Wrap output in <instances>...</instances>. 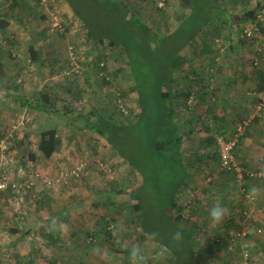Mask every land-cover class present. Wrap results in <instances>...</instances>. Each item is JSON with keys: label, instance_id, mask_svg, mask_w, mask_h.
<instances>
[{"label": "rangeland", "instance_id": "rangeland-1", "mask_svg": "<svg viewBox=\"0 0 264 264\" xmlns=\"http://www.w3.org/2000/svg\"><path fill=\"white\" fill-rule=\"evenodd\" d=\"M10 1L0 0L2 6V9L0 7V16H7V10H3V7L6 8ZM60 1L64 3L65 9L56 11L59 12L62 18H65L66 30L68 27L75 30V35L71 34L74 40L71 39L70 41L76 46L78 56L82 60L81 67H84L85 72L78 79H70L60 74L66 55L65 47L63 48V45H60L61 47L57 49L59 53L58 61L54 64L49 62L44 64V67L51 70L49 71L51 83L46 84L40 76L31 74V72L24 76V80L31 85L36 82L35 84L39 86L37 89H42L44 85L50 84L63 100L69 99V96L73 97L82 105L83 113L89 110L93 112L91 120L95 124L94 132H96V128L100 127L99 125L106 126V123L100 120L102 117H105V119L112 117L109 120L114 123L113 125H130L132 123L135 126L117 131H111L108 127L103 130L105 134L107 133L114 140L115 144L113 146L116 148V151H114L103 137L86 129H78L82 127L84 117L77 116L76 112L69 113L65 118L61 117L58 124H55L60 137L58 152L52 157L46 158L39 155L35 143L40 134L41 118L44 117L50 122H56L55 117H53L56 115H39L31 121L34 112L25 111L23 107L15 111H9V105L0 101V136L6 125L12 128L11 133L13 134V136L9 134L6 139H0L3 140V145L6 147L5 152L0 153V174L3 173L11 181L19 183L22 187L21 194L12 193L11 191L0 193V245L2 241H6L0 249V264H15L17 259L30 260L32 264H132L129 253L134 247L141 250L144 256V264H167L171 259V256L166 252L169 248L180 255L176 260L172 256V264H191L190 245L187 242L173 241L172 236L167 237L162 230L154 228L150 223L151 220L159 221L160 211L158 210V194L152 190V182L149 177L144 180V189L141 187V193L151 195V205L153 206L149 208V216L144 222L148 232H158L159 239L163 238L171 244L165 242V244L159 245L143 237L138 226V213L124 206V203L129 200L127 191L139 184L141 185V178H143L140 172L138 174L135 169H132L133 166H129L127 160L132 158L141 167H143V164L145 167L148 165V158L143 157L141 151L143 149V137L145 138L142 133L148 125L152 126V130L156 128L155 115L158 114L156 98H151L150 95H154L151 94L154 87L152 84L153 74L160 69L159 57L167 55V52L176 41L183 40L186 34L195 30L196 25L202 24L212 13V10L205 7L207 2L205 0H194L195 4L193 6L196 7L195 11L191 9L192 14L183 0H118L126 2L133 14L156 30L159 36L174 31L179 25V29L172 37L167 39L165 46L160 47L154 60L151 59L144 64L141 58L143 50L146 51L149 47L148 50L152 51L153 47H147L141 40L142 36L133 32V38L129 39L133 40L138 46L135 49L137 53V60L134 63L135 75L139 77V80L143 78V82L140 86H136V94L133 92L123 101V112H120L118 111L119 107L117 108L116 103L113 101L115 95H109L111 92L107 90V87L124 89L134 84L133 80H130L127 75L128 68L125 53L109 46L106 41L98 44L89 42L77 15L91 24L96 33L101 30L103 33L118 34L120 38H128L127 36L132 34L130 29L124 27L119 19L115 17V14L108 13L107 9H110L111 5L108 0H69L77 11L76 15L65 0ZM219 3L230 13H240L252 8L253 0H219ZM102 7H105V12ZM11 15L12 17H19L12 20L10 26L0 30V39L4 40L13 34L20 38L18 45L24 50V35L34 29L28 23L23 24L22 18L25 15L21 11H13ZM26 17L28 18V16ZM39 17L38 21L43 20L42 22L45 24L47 17H43L45 20ZM183 19L184 22L180 25L179 23ZM207 21L210 22L205 30L200 32L193 42L195 44L206 42L212 46L214 45V39L218 38L217 43L219 46L213 47L214 50L211 53L202 56L198 55L199 52L198 50L195 51L193 45L182 52L186 64L179 71L177 70L174 77L173 91H175V94H181L184 92L185 87L195 85L194 82L200 77L208 76V82L214 88L215 86H222L226 81L230 82V79L237 75L235 70L239 67L244 70H254L260 67L259 63L264 55V39H259L261 38L259 32L262 26L260 28L257 26L258 30L254 31L250 21L236 26V28L233 25L231 27L226 26L216 19H208ZM263 21L264 17H262L261 23ZM246 28L251 30L250 34L244 33ZM51 34H49L51 39L59 38L57 40L62 41L61 38H65ZM68 36L67 31L66 38ZM0 45H3L6 55L7 53L10 55L11 61L18 62V64L22 62V54L17 53L15 49L11 51L6 41L4 44L0 43ZM261 51V57L258 58L260 54L257 55V52ZM12 52L15 53V56L11 55ZM135 52L132 55L133 58H136ZM101 54L106 55L104 61L114 73L111 83L105 87L93 77L88 68L89 59H97ZM255 62L257 65L254 64ZM139 64L140 66H137ZM14 80L16 81L15 78ZM12 81L13 79L10 82ZM148 81L151 83L149 92H147L149 86L146 87L142 84ZM245 90H248L247 87H245ZM248 92H251V97L255 96L252 91ZM176 96V111L178 113L176 119L183 121L186 117H190L191 121L186 124L187 126H194L192 128L194 130L192 145L196 142V146H193V149H195L193 155L196 156L200 153L196 150L198 148V135L203 137L202 142L203 140L207 141L205 139L207 136L218 134L219 128L217 126L219 127L220 123L209 113L210 103L202 106V103L200 105L195 103L194 99L197 96L194 93L191 94L193 98L190 99V103H187L188 106L184 103L182 96ZM136 98L139 105H144L145 113L144 119L138 123L135 121L138 109L133 104ZM62 102L64 101H58L56 105L60 107ZM255 106H253L250 115L259 114L262 116L264 107L257 111V103ZM20 109L24 112L19 111ZM196 110L202 111H200L202 119L195 118ZM215 110L218 111L217 108ZM27 112L30 113L29 116ZM18 115L21 117H18ZM71 118L74 119L78 128L65 123ZM9 119L10 121H8ZM125 119L128 120L123 122ZM12 125L14 126L12 127ZM205 128L206 130H204ZM202 130L203 133L201 134L200 131ZM228 135L226 134V136ZM213 144L210 146L207 142L206 144L203 142L200 155L206 153L209 156L210 153H213L215 148ZM30 151L37 154L32 161L28 157ZM188 156L192 155L189 153ZM199 159L201 160L200 157ZM185 161L187 162V159ZM81 165H83V168L79 171V175L72 176L71 170ZM192 170L191 168L188 169L190 172ZM206 171H209V169H198L191 172L195 174V185L190 184L183 187L184 193L180 192L178 195V203L184 207L182 210V225L194 227V224H197L201 228L200 231L194 230L196 232L194 250L198 254V264H244L249 261L259 264L258 259H261L264 254L259 253L260 251L256 250L257 248L255 249L258 246L249 241L251 239L249 232H246L247 234L242 237L243 243H245L243 247L240 244L237 245L241 239L234 240L233 238L234 241L229 240L231 232V237H236L235 233L241 232V228L246 230L248 220L245 218L246 213L244 211H248V204L253 203V201L250 202L245 194L238 192L237 195L240 197H236L234 203L230 204L226 200L222 202V191H216L218 185L215 183H212L215 186L210 188L209 193H202V186L214 179L206 180L204 176ZM36 173L39 174V177L37 176L35 180ZM210 174L211 177L215 175L214 172ZM1 175L0 177H2ZM161 176L158 184L167 183L168 179L164 175ZM29 181L33 184L27 188L24 185ZM113 203L118 205L115 206ZM217 203L222 205L226 212L222 221L214 225L210 222L208 214L212 206ZM254 209L256 211L259 207L255 205ZM48 220L50 222H47ZM18 222L23 229L21 231L28 230V233L21 240L13 241L18 236L17 233L13 232V229L18 230L16 227L19 226ZM104 230L109 231L112 246L105 240ZM226 232L229 235L227 239H229H222L221 242L225 241L227 243L216 245V239L219 235H224ZM261 237L264 238V234H261ZM165 245H168V247ZM251 245L254 246V249ZM244 247L249 250V254L243 250Z\"/></svg>", "mask_w": 264, "mask_h": 264}, {"label": "trees", "instance_id": "trees-1", "mask_svg": "<svg viewBox=\"0 0 264 264\" xmlns=\"http://www.w3.org/2000/svg\"><path fill=\"white\" fill-rule=\"evenodd\" d=\"M69 6L70 9L75 13L76 15V10L73 8L71 5V2L68 0H65ZM106 1V0H104ZM110 1V9L108 10L109 12H112V15L115 14V17L119 19V21L122 23L124 27H127L130 29V32L132 34H129L130 36H127L128 38H120L118 34H109V33H103L101 30L97 31V33L92 29L91 24H89L85 19L80 18L78 15V20L82 23L84 30H85V35L87 37V40L91 43H103V42H108L109 46H113L116 49H119L120 52H124L126 56V65L128 68V77L130 80H133V85L126 87V88H120L117 87L115 89H111L107 87V90H110L111 93L109 95H117L115 96V99L113 100L114 103H116L118 111L123 112L122 105L124 104V100L127 99L130 94L136 91V86H140L141 82H143V78L139 80V77H137L136 70H135V61L137 60V53L135 52V49L138 48V46L135 44L133 40H130L129 38H133L134 33L137 35L142 36L141 40L142 42L148 47L152 46L153 49L152 51L148 50L145 51L143 50L141 58L143 60V64L146 61H150L151 59L154 60L155 54H157L158 50L160 47L165 46L167 39L172 37L177 30L179 29V25L177 28L170 32L165 34L164 36H159L156 30L152 29L150 26H148L146 23L142 22V20L139 19V17L130 10L128 7V4L124 1H118V0H108ZM184 4H186L190 10H194L196 6H193L195 4L194 0H183ZM207 1L205 4V7H208V9L212 10V13L207 17L205 21L202 22V24H198L195 27V30H192L188 34L183 37V40L180 39L179 41H176L175 44L169 49L167 52V55H161L160 61H159V70L155 71V74H153V89L150 95L151 98L154 97L156 105H157V112L158 114L155 115V121H156V128L152 130V126H147L144 129V132L142 133L143 136V149L141 150L143 152L142 156L148 158V165L147 167L139 166L138 163H136L132 158H128V164L129 166H133V170L141 173V185L139 184L135 188H130L129 191H127L129 200L127 203H124V206L129 207L130 210L133 212H137V221H138V226L140 231L142 232V235L144 238H147L151 241H154L158 243L159 245H163L166 243H169L165 241V239L159 237L155 240H152L149 238V234L154 231H147L146 224H145V219L148 218L149 214V208L153 205L151 201V195L142 194L141 193V187L144 189L143 182L144 180L149 177L151 180V188L153 191L157 192V200H158V210L160 211V217L159 221H154L151 220V225L154 226V228H159L164 232V235L167 237L172 236V233L176 232L179 230L182 235V239L179 241L181 243L187 242L190 245V251H189V256H190V262L191 264H198L197 260V252L194 250V236L196 232L194 230L200 231L201 228L197 226V224H194V227H185L182 225V210L184 207L178 203V191L181 187H183L186 184V179L189 176V171H188V165L187 162H185V157L184 153L182 151V130H181V124L180 122L176 119L177 114H175V104H174V98L175 95L173 94V83H174V77L177 73V70L179 71L180 68L185 65L186 61L183 57L182 52L193 45L195 51L198 50V55L202 56L208 53H211L214 49L213 47H218V41L219 39L216 38L214 39V45L211 46L210 43L203 42L201 44H195L193 41L196 40L197 35L200 32H203L207 26V24L210 21H207L208 19H216L217 21L222 22L226 26H240L241 24L250 21V23L255 22L256 18L259 14L263 16L262 12V7L259 4H256L253 8H248L244 12H234L230 13L226 9L220 5L219 0H205ZM99 2V1H98ZM106 4V2H105ZM193 6V8H192ZM261 7V8H260ZM105 7H102V10L104 11ZM191 10V14H192ZM195 11V10H194ZM105 12V11H104ZM218 14V15H217ZM129 17V18H127ZM187 17V16H186ZM185 18V17H184ZM187 19V18H186ZM62 22L65 25L64 18H62ZM184 22V19L180 21V25ZM261 22L257 24V26L260 28ZM8 23L5 21V19L1 18L0 16V30H3L7 27ZM96 26V25H94ZM134 32V33H133ZM16 42H8L7 45L11 48L12 50L19 51V47L16 46ZM195 44V45H194ZM30 53L29 56L31 60L35 59L34 55V50L33 47L30 46L29 48ZM155 50V51H153ZM136 53V58H133L132 55ZM8 55V53H7ZM12 56H15V53H11ZM10 56V55H9ZM101 59H106V55L101 54L97 60ZM162 59V60H161ZM257 65V64H255ZM137 66H140L137 65ZM110 80L113 78V71L110 70L108 72ZM156 79V80H155ZM146 80V79H145ZM259 89L260 92L262 91L263 88V83L264 79H260ZM151 82V80L149 79ZM146 82L142 83L147 88V92H149L151 83ZM103 82V87L107 86V84H110V81H107L105 79L102 80ZM195 84H199L200 87L205 88V93L207 92H212L213 94L215 93L214 88L211 87V84L208 82V76L207 77H200V79H197ZM207 88V91H206ZM52 92V93H51ZM69 93V91H68ZM136 94V92H135ZM5 95V94H4ZM183 97V101L188 99L189 93H181L177 94ZM6 96V95H5ZM261 96V93H260ZM7 100L11 104H13L15 107L13 108H18V107H25L26 109L32 111V112H44L49 115H56L53 116L57 121L61 120L62 118H65L67 114L76 112L77 116L79 117H84V122L81 125V128H78L75 125V121L73 118L70 120L65 121L66 124L68 125H74V127H77L78 129H86L89 132H94L95 124H93L91 120V116L93 112L90 110L86 113L82 112V105L75 100L73 97L69 96V99L63 100L62 97L57 95V92L54 91L52 87L49 85H44V88L40 90H36L32 93L30 98H25L22 97L21 95H14L13 93H9L6 96ZM24 98V99H23ZM121 99L122 102H118L117 99ZM202 98V97H201ZM65 99V98H64ZM191 99V98H190ZM259 98H257V103L260 101ZM204 100V98H203ZM202 100V101H203ZM58 101H64L58 107L56 103ZM186 102V101H184ZM207 103V102H206ZM134 106L137 110L136 114V119L137 123L140 120H143L145 117L144 113V105L141 106L137 103V98L133 102ZM111 119L112 117H108ZM109 119H105V117H102L100 120L102 122L106 123V126L104 125H99V128H96L95 134L103 137L107 143L111 146L114 151H116L114 140L110 135L103 131L108 127L109 130L114 131V130H119V129H130L131 127H134L135 124H130V125H113L114 123L110 121ZM128 119H125L123 122H126ZM136 123V124H137ZM107 124H109L107 126ZM12 128L8 125L5 126L4 131L1 134L0 139H6L7 136L10 134V136H13L12 133ZM220 133V132H218ZM221 134H224L223 132ZM209 137V136H208ZM208 140L210 142L215 141V138L213 139L212 137H209ZM36 148L39 152V155L50 158L52 157L55 153L58 152L59 146H60V137L58 135V129L56 125H50L46 128H44L40 134L39 138L36 141ZM216 145V142H215ZM217 146V145H216ZM217 150L213 151V154L217 153V157L219 160V154H218V147H216ZM236 148V147H235ZM235 148L233 150V155L235 156ZM36 153L33 151H30L28 154L29 159L32 161L36 157ZM151 156V157H150ZM150 157V158H149ZM155 157V158H154ZM136 164H135V163ZM134 163V164H133ZM240 166L246 170L245 166L241 163ZM190 168V167H189ZM220 169V166H219ZM221 174H227L229 173L231 177L236 180V173L233 170H228L224 171L220 169ZM161 175H164L165 178L168 179L167 183L164 184H158V182L161 179ZM228 175V174H227ZM245 175L243 176V178ZM150 204V205H149ZM113 205L117 206L118 204L113 203ZM120 210V209H119ZM47 222H50L48 220ZM155 222V223H154ZM227 225V224H226ZM14 233H17L18 236L24 238L27 236L26 231H18L17 229H13ZM109 231L104 230L103 233L106 236V241H108L109 245L112 246V240L110 238V235L108 233ZM48 233V232H46ZM231 234V233H230ZM237 233H235V236ZM50 235V233H48ZM232 235V234H231ZM228 233L226 232L224 235H219V237L216 239L218 240L217 244H226L227 242L223 241L221 242L222 239H227ZM226 237V238H225ZM171 244V243H169ZM168 247V245H165ZM170 256L171 259L168 261L167 264H172V256H174V260L179 258L180 255L177 253L173 252L169 249L166 251ZM176 263V262H175ZM15 264H32L30 260H20L17 259Z\"/></svg>", "mask_w": 264, "mask_h": 264}, {"label": "crops", "instance_id": "crops-1", "mask_svg": "<svg viewBox=\"0 0 264 264\" xmlns=\"http://www.w3.org/2000/svg\"><path fill=\"white\" fill-rule=\"evenodd\" d=\"M63 4L64 3L61 2L60 0H51L50 9H53V10L65 9L64 8L65 6ZM256 4H259L262 7V12L264 16V0H253L252 8ZM0 7L2 9L1 5ZM11 9L12 11H10ZM3 10H7L6 12L7 16L1 15V18L5 19V21H7L8 23L7 27L12 24V20L16 19V17H19V16L12 17L11 12L21 11L22 14L25 15L22 18L23 24L28 23V25H30L34 29L26 33V35H24L25 37L24 39L26 41V43L24 41V44H23L24 50L21 48V46L19 47L18 45V43L20 42L19 37L11 34L9 37H6L4 39L6 42L15 41L17 43L16 46L19 47V51H17V53L22 54V62H19V64L18 62L14 63L13 61H11L9 55H6L5 50H3L4 49L3 45H0V101H3L5 104L9 105V108H8L9 111L11 110L15 111V110H18L20 107L13 108L15 106L11 104L9 100H7L6 96L11 92L14 95H21L22 97L30 98L34 91L40 90V89H37L39 86L35 84L36 82H33L31 85L30 83H27L24 80L25 78L24 76L29 74V72H31V74H34L36 76H40L41 79L46 84L51 83L50 77H49V74H50L49 71L51 70L47 69V67H44V64L46 62H49L50 64H54V62L56 63L58 61L59 53L57 49L61 47L60 45H63V48H64L67 40L69 41L71 39L72 41L74 40L71 34L75 35V30L70 29L68 27L67 31L69 33V36L67 38H61L62 41H58L57 39L59 38L51 39L50 35L48 34V29H47L48 24L46 22L47 20L45 21V24H43L42 22L43 20L38 21L39 16L41 17V19H44L43 17H47V14H48V9L45 7H42L39 4V0H11L10 3H8V6L6 5V8L5 6L3 7ZM26 16H28V18ZM69 22L71 23V21ZM261 26H262L261 31L259 32V37L261 38L259 39L262 40L264 39V21L262 22ZM70 27L72 28V26ZM4 40L0 39V43L4 44L5 43ZM30 46L33 47V50L35 52L34 53L35 59L33 60H31L29 56ZM258 47H259V43H258ZM261 53L262 51L257 52V55L260 54L258 58L261 57ZM259 66L260 67L258 69H254V70H247V69L244 70L241 67H239L238 69L235 70L237 75L234 76L233 79L232 78L230 79L232 82L226 81L220 87L215 86L213 89L215 90L214 94L212 92L205 93L204 92L205 88L200 87L199 84L189 86L188 88L185 87L183 89L184 92L182 93H185V90H186V93H189V95H188V99L184 100L186 101L184 103H186L187 106L189 105L187 103H190V98H193L191 94L193 93L195 94V96H197L194 100H195V103H197L198 105L202 103L201 104L202 106L203 104H206V102L210 103L211 106L209 109V113H211V116L214 117L215 120H217L220 123L219 127L217 126V128H219L218 132L220 133L223 132L225 135L226 134L228 135L229 133L231 134L234 128V125L241 118L250 116V112L253 106L256 107L255 106L257 103L256 99L259 98L260 93L262 92V91L260 92V89L258 88L259 87L258 84L261 81L260 80L261 77L262 79H264V55L263 57H261ZM14 78L16 79V81L14 80ZM20 78H21V81H20ZM11 79H13L12 82H10ZM245 87H247L248 90H245ZM206 91H207V88H206ZM248 91H252L253 93H255V96L251 97L250 96L251 92H248ZM173 94L175 95L174 104L176 106L177 104L176 95L177 94H175V91H173ZM198 100L200 101V103ZM12 105L13 107H11ZM23 108L25 109V111L28 110L25 107ZM188 108L190 109V107ZM216 108L218 109V111L215 110ZM22 109H20L19 111L24 112ZM200 111L196 110V116H195L196 119L203 118L201 114L202 111L201 112ZM44 114L46 113L34 111L31 117V121L34 120L39 115L44 116ZM175 114L178 115L176 108H175ZM27 115L29 116L30 113L27 112ZM258 115H254L252 123L247 128L243 136L240 138L235 148V158L237 159L238 163L239 164L242 163L245 166L247 171L255 173L257 177L253 178V177L245 176L241 180H238V177H236V180H234L229 173H227L228 175L221 174L222 172H220V169H219V160H218V157L216 156L217 153H215L216 155L213 153H210L209 156L206 153L204 155H200L203 149L202 147L203 142L204 144H206L207 142L210 146L214 143L213 144V146L215 147L214 150H217L215 141L210 142L208 140L209 137L214 138L215 134L213 136H209V137L207 136L205 138L207 141L203 140V142H202L203 137L202 136L199 137L198 135L197 137V142H198L197 147L198 148L196 150H198V152L200 153L194 156L193 152L195 151V149H193V146H196V142H194V145H192L193 143L192 135L194 132L192 128L194 126L191 127L190 125L187 126L186 124L187 122L189 123L191 121V118L186 117L185 120L183 121L181 120L179 122L181 123V126H182L181 130L183 131L182 132V135H183L182 151L184 153L185 159H187V165H188L187 168L189 170L190 168L193 169L191 172L198 170V169L200 170V169L207 168L209 169V171H206V173L204 174V176L206 177V180H211L212 178H214L213 181L211 180L210 183H206L204 186H202L201 188L202 193L203 192L209 193L210 188H212V186H215L212 183H215L218 185V190L216 191L217 192H219L220 190L222 191L221 197L223 199H221V201L223 202L224 200H226V202L231 204V203H234V200L240 197L239 195H237L238 192H240V194L242 193L249 194L250 189L255 188L257 190L258 195L254 199L253 203L248 204V207H247L248 211H244V213H246L245 218L248 220L246 224L247 227L245 229L248 231L241 228L242 229L241 232H245V233L249 232V234H251V239L249 241L255 246H258V247H255V249L257 248L256 250H259L260 251L259 253L264 254V238L261 237V234H264V176L260 174L261 172H264V114L262 116L261 115L258 116ZM238 116L239 118H237ZM18 117H21V116L18 115ZM43 118L44 117L41 118L42 124L40 126L39 132H41L44 128L50 125H55L59 123V121L50 122L46 118L44 119ZM10 119L8 121H10ZM18 123L20 124L21 122H18ZM13 126L14 125H12V127ZM204 130H206V128ZM228 130H231V131L226 132ZM200 133L202 134L203 130L200 131ZM189 153L192 156L187 157ZM199 157L201 158V160L199 159ZM191 172L189 171V176L187 177L186 184L183 187L188 186L190 184L195 185V181H194L195 174ZM213 172L215 173V175L214 177H211L210 173H213ZM183 187L179 189L177 195H179L180 192L184 193L185 190L182 189ZM255 205L259 207V209L256 211L254 209ZM18 225L19 226H16V227L18 228V231L21 232V230L23 229L20 226L19 222H18ZM7 232L8 234H10L9 231ZM27 233H28V230L26 231V234ZM229 238L228 239L230 241L231 239L233 240V238L234 240L241 239L237 243V245L240 244L241 247H243V245L245 246V243H243L242 238L234 237V236L231 237V234ZM21 239L22 237L17 236L15 237V239H13V241H18ZM4 242L6 241H2L0 245V249L3 247L2 244H4ZM252 248L254 249V246H252ZM243 250H245V252L249 254V250L247 248L244 247ZM258 261H259L258 262L259 264H264V255H262L261 259H258Z\"/></svg>", "mask_w": 264, "mask_h": 264}, {"label": "built area", "instance_id": "built-area-1", "mask_svg": "<svg viewBox=\"0 0 264 264\" xmlns=\"http://www.w3.org/2000/svg\"><path fill=\"white\" fill-rule=\"evenodd\" d=\"M50 2L51 0H39V4L42 7L48 9L47 14V23H48V33L54 34L53 36L65 37L67 35L66 25L62 22V16L59 14L58 11L50 9ZM262 21V16L259 14L256 18V21L251 23L252 29L257 31V24ZM244 33L250 34L251 30L248 28L244 29ZM51 34V35H52ZM91 46V45H90ZM65 60L62 64V68L60 70V74L66 76L70 79H78L82 77V74L85 72L82 67L81 63L82 60L78 56V52L76 46L71 41L67 40L65 45ZM254 64H257L256 62ZM90 71L92 72L93 77L98 80L100 83L103 84L102 80L105 79L107 81H111L108 75L110 69L104 59L97 60L94 58L89 59V67ZM117 96V95H115ZM120 102L121 99H117ZM260 101L257 103V111H259L262 107H264V83L263 88L260 96ZM122 102V101H121ZM254 118V115L246 116L241 118L235 125L230 135L226 136L225 134H215V142L218 147V154H219V166L221 170L228 171L233 170L238 177V180H241L243 176L249 177H257L255 173L249 172L244 170L238 161L236 160L235 156L233 155V150L238 144L240 138L243 136L247 128L250 126ZM6 147L3 145V140H0V153L5 152ZM83 168V165L77 167L76 169L71 170L72 176H78L79 171ZM3 174V173H1ZM0 174V175H1ZM67 175V173H65ZM0 177V193L11 191L12 193L21 194L20 190H22L21 185L15 181H11L7 176L4 174ZM39 177V174L36 173L34 176L35 180ZM33 182L29 181L25 183V187L29 188ZM245 196L249 199V194H245ZM236 237L242 238L246 235L245 232H238ZM244 264H254L253 262L249 261L248 263L245 262Z\"/></svg>", "mask_w": 264, "mask_h": 264}, {"label": "clouds", "instance_id": "clouds-1", "mask_svg": "<svg viewBox=\"0 0 264 264\" xmlns=\"http://www.w3.org/2000/svg\"><path fill=\"white\" fill-rule=\"evenodd\" d=\"M262 176H264V172L260 173ZM258 195V192L255 188H252L249 190V200L250 202L254 201L256 196ZM226 212V209L220 205V204H214L212 208L209 210L208 218L212 224H218L222 221L224 214ZM159 237L158 232H151L149 234V238L152 240H155ZM172 240L173 241H180L182 239L181 232L177 230L176 232L172 233ZM130 260L132 264H144V256L139 248L134 247L130 253H129Z\"/></svg>", "mask_w": 264, "mask_h": 264}]
</instances>
